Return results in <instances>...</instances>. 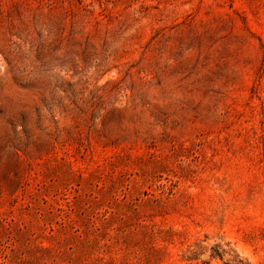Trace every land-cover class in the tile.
<instances>
[{"label": "rangeland", "instance_id": "1", "mask_svg": "<svg viewBox=\"0 0 264 264\" xmlns=\"http://www.w3.org/2000/svg\"><path fill=\"white\" fill-rule=\"evenodd\" d=\"M0 264H264V0H0Z\"/></svg>", "mask_w": 264, "mask_h": 264}]
</instances>
